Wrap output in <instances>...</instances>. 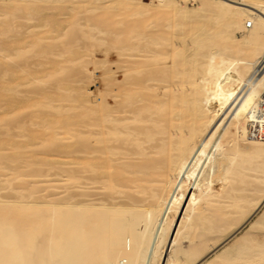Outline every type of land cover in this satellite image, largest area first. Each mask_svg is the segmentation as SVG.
I'll return each instance as SVG.
<instances>
[{
  "label": "bare ground",
  "instance_id": "obj_1",
  "mask_svg": "<svg viewBox=\"0 0 264 264\" xmlns=\"http://www.w3.org/2000/svg\"><path fill=\"white\" fill-rule=\"evenodd\" d=\"M51 172L0 264H264V0H0V192Z\"/></svg>",
  "mask_w": 264,
  "mask_h": 264
},
{
  "label": "rangeland",
  "instance_id": "obj_2",
  "mask_svg": "<svg viewBox=\"0 0 264 264\" xmlns=\"http://www.w3.org/2000/svg\"><path fill=\"white\" fill-rule=\"evenodd\" d=\"M142 4L144 5H149L152 0H141ZM249 26V25H248ZM91 92L95 91V88L90 86L89 87ZM56 173L51 172L49 174V177L47 179L45 178H34V179H29L28 177L25 176V174H22V178L21 181H16L12 184L13 189H5L2 190L0 192V195L7 201H16L19 198V194L17 192H15V189H29V184L31 185H38L39 183H44L47 181H54L57 179V177L55 176ZM52 193L51 190L44 192V193H38V194H34L33 197L29 200L30 202H39L42 200V198L49 196ZM25 194V193H24Z\"/></svg>",
  "mask_w": 264,
  "mask_h": 264
}]
</instances>
